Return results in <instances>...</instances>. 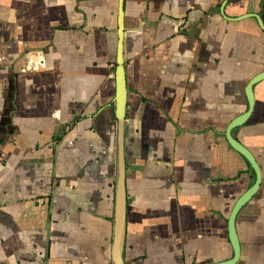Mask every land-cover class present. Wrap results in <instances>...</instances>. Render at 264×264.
I'll list each match as a JSON object with an SVG mask.
<instances>
[{
	"label": "crops",
	"instance_id": "crops-1",
	"mask_svg": "<svg viewBox=\"0 0 264 264\" xmlns=\"http://www.w3.org/2000/svg\"><path fill=\"white\" fill-rule=\"evenodd\" d=\"M0 0V264H204L254 168L225 136L264 70V0ZM230 136L254 156L239 255L264 264V75Z\"/></svg>",
	"mask_w": 264,
	"mask_h": 264
},
{
	"label": "water",
	"instance_id": "water-1",
	"mask_svg": "<svg viewBox=\"0 0 264 264\" xmlns=\"http://www.w3.org/2000/svg\"><path fill=\"white\" fill-rule=\"evenodd\" d=\"M116 43H115V55H114V105H113V117L117 120L118 123V140L121 141V135L122 130L124 128V122L126 121L125 117V109L127 107V104L125 102V83H124V67H123V55H122V40H123V0H116ZM264 75V70L259 72L257 75L253 76L247 83L246 87V93L248 95V108L247 110L242 113L240 116L235 117L232 119L225 128V136L229 143L236 147L238 150H240L245 157L248 159L252 167L254 168L255 172V178L253 183L250 185L248 189H246L243 193H241L237 199L234 201L229 214L227 216V232H228V238L230 240V243L232 245V255L224 260L220 261H209L204 264H232L239 255V245L237 237L234 233L233 229V219L234 214L236 212V209L238 206L246 199L248 198L253 191L256 189L259 179H260V172L258 165L256 163V160L250 150H248L244 145L239 143L238 141L234 140L229 133V127L234 124L236 121H238L239 118L246 115L250 107L252 105V98L250 95V84L252 81H254L256 78L261 77ZM123 219H124V203L123 199L117 202L116 207V214H115V224H114V236H113V246L115 248V255H116V262L117 264H125L121 252L119 249V243L122 236V230H123Z\"/></svg>",
	"mask_w": 264,
	"mask_h": 264
}]
</instances>
